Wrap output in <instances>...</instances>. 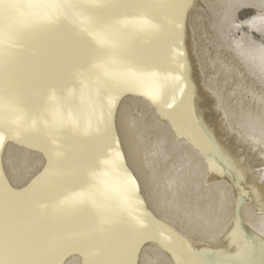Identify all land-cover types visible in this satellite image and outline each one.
<instances>
[{"label": "snow or ice", "instance_id": "obj_1", "mask_svg": "<svg viewBox=\"0 0 264 264\" xmlns=\"http://www.w3.org/2000/svg\"><path fill=\"white\" fill-rule=\"evenodd\" d=\"M185 6L186 0H0V149L14 140L48 157L43 175L23 188L0 175V264H60L73 251L85 255V264L90 253L91 264H138L150 239L183 257L177 264H191L193 245L146 208L126 210L128 201L143 198L114 134L122 98L146 78L158 87L143 95L161 109L176 112L193 98ZM147 43L166 45L167 60L159 62ZM229 163L234 183L243 181L246 166Z\"/></svg>", "mask_w": 264, "mask_h": 264}, {"label": "bare ground", "instance_id": "obj_2", "mask_svg": "<svg viewBox=\"0 0 264 264\" xmlns=\"http://www.w3.org/2000/svg\"><path fill=\"white\" fill-rule=\"evenodd\" d=\"M183 21L193 98L176 112L161 109L143 95L158 87L146 78L117 110L114 134L143 198V204L128 201L126 210L146 208L193 245L191 264H264V0H186ZM154 55L163 62L169 50L161 45ZM87 148L82 144L80 151ZM236 160L247 176L234 183L229 162ZM47 164L37 146L8 140L0 149V175L15 189L43 175ZM87 259L91 264L95 257ZM178 259L150 239L138 264ZM85 260L73 251L60 264Z\"/></svg>", "mask_w": 264, "mask_h": 264}]
</instances>
